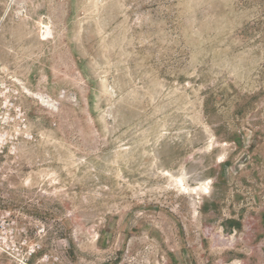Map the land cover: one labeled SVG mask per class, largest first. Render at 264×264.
<instances>
[{"label":"rangeland","instance_id":"rangeland-1","mask_svg":"<svg viewBox=\"0 0 264 264\" xmlns=\"http://www.w3.org/2000/svg\"><path fill=\"white\" fill-rule=\"evenodd\" d=\"M0 264H264V0H0Z\"/></svg>","mask_w":264,"mask_h":264},{"label":"bare ground","instance_id":"bare-ground-1","mask_svg":"<svg viewBox=\"0 0 264 264\" xmlns=\"http://www.w3.org/2000/svg\"><path fill=\"white\" fill-rule=\"evenodd\" d=\"M48 32L45 30V31H43V35H46Z\"/></svg>","mask_w":264,"mask_h":264}]
</instances>
